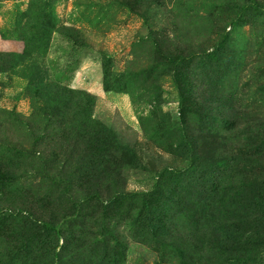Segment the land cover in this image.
Wrapping results in <instances>:
<instances>
[{
	"label": "rangeland",
	"instance_id": "obj_1",
	"mask_svg": "<svg viewBox=\"0 0 264 264\" xmlns=\"http://www.w3.org/2000/svg\"><path fill=\"white\" fill-rule=\"evenodd\" d=\"M0 264H264V0H0Z\"/></svg>",
	"mask_w": 264,
	"mask_h": 264
}]
</instances>
